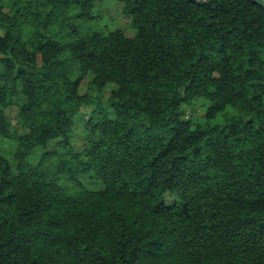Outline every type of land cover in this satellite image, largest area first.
Here are the masks:
<instances>
[{"label": "trees", "instance_id": "obj_1", "mask_svg": "<svg viewBox=\"0 0 264 264\" xmlns=\"http://www.w3.org/2000/svg\"><path fill=\"white\" fill-rule=\"evenodd\" d=\"M113 1L0 0V264H264V7Z\"/></svg>", "mask_w": 264, "mask_h": 264}, {"label": "rangeland", "instance_id": "obj_2", "mask_svg": "<svg viewBox=\"0 0 264 264\" xmlns=\"http://www.w3.org/2000/svg\"><path fill=\"white\" fill-rule=\"evenodd\" d=\"M96 3L100 9V11H104L106 14V22H109L114 25H116V27L122 29L127 35H132L133 32L130 29L129 26V18L128 16H126L125 14L122 13L121 10V6L119 3L113 1V0H96ZM112 21V22H111ZM85 82L86 80L83 81L82 86H81V90H84L85 87ZM197 107V106H196ZM198 109V108H197ZM189 111V110H188ZM199 110H196L195 112H198ZM7 114L9 115L10 118L15 117L16 115V109L13 108H9L7 110ZM77 132H80V126H77ZM73 144L75 145V147H79L80 146V142L79 139L73 140ZM8 157H11L10 154V150L6 149L4 152ZM173 201L172 198H168L167 202H169V204H171Z\"/></svg>", "mask_w": 264, "mask_h": 264}, {"label": "water", "instance_id": "obj_3", "mask_svg": "<svg viewBox=\"0 0 264 264\" xmlns=\"http://www.w3.org/2000/svg\"><path fill=\"white\" fill-rule=\"evenodd\" d=\"M194 1H196V0H194ZM253 1H255L256 3H258L264 7V0H253Z\"/></svg>", "mask_w": 264, "mask_h": 264}]
</instances>
